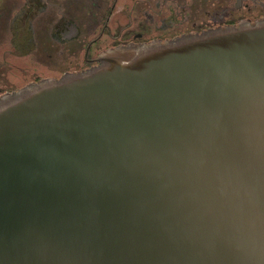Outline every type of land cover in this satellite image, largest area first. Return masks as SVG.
Listing matches in <instances>:
<instances>
[{
  "label": "water",
  "instance_id": "water-1",
  "mask_svg": "<svg viewBox=\"0 0 264 264\" xmlns=\"http://www.w3.org/2000/svg\"><path fill=\"white\" fill-rule=\"evenodd\" d=\"M0 264H264V18L1 95Z\"/></svg>",
  "mask_w": 264,
  "mask_h": 264
},
{
  "label": "flooded vegetation",
  "instance_id": "flooded-vegetation-1",
  "mask_svg": "<svg viewBox=\"0 0 264 264\" xmlns=\"http://www.w3.org/2000/svg\"><path fill=\"white\" fill-rule=\"evenodd\" d=\"M4 2V0H0ZM0 12V96L43 78H59L99 63L101 53L187 33L256 23L264 0H6ZM3 4V5H4ZM57 57L61 66L42 60ZM68 53L70 64L62 60ZM28 58L46 75L20 67L23 84L10 79L12 58ZM45 71V70H44Z\"/></svg>",
  "mask_w": 264,
  "mask_h": 264
},
{
  "label": "rangeland",
  "instance_id": "rangeland-1",
  "mask_svg": "<svg viewBox=\"0 0 264 264\" xmlns=\"http://www.w3.org/2000/svg\"><path fill=\"white\" fill-rule=\"evenodd\" d=\"M6 0H4V2L0 1V10L3 12V11H6L10 5L8 3L4 4ZM4 4V5H3ZM0 11V12H1ZM3 48L0 49V57L3 58ZM41 58L42 60H45L46 62L49 61L50 64H53V65H59L61 66L62 63H60V61L58 60L57 57L54 56V58L50 57L48 58L47 57V54L43 51V53H41ZM70 56L69 54L66 52L64 54V57H63V61H64V66H68L70 64ZM10 61L12 62V66H13V70L10 71L9 73V76H10V79L13 81V82H16L15 84L16 85H21V83L23 84V79H22V76H21V72H20V67H29L30 69L32 70H37V72L39 74H42V75H46V69L42 67L41 71L39 68H35L33 66L30 65L29 61H28V58L25 57V58H12L10 59ZM45 70V71H44ZM46 72V73H45Z\"/></svg>",
  "mask_w": 264,
  "mask_h": 264
}]
</instances>
